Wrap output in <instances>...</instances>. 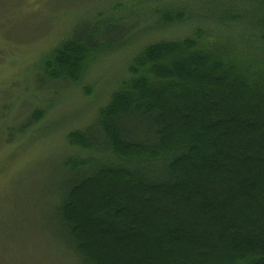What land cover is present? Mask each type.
Returning a JSON list of instances; mask_svg holds the SVG:
<instances>
[{"label":"trees","instance_id":"obj_1","mask_svg":"<svg viewBox=\"0 0 264 264\" xmlns=\"http://www.w3.org/2000/svg\"><path fill=\"white\" fill-rule=\"evenodd\" d=\"M199 1L214 28L147 44L92 125L68 136L57 212L84 264H264V0ZM148 5L129 26L83 22L40 70L68 87L141 16L155 30L206 19L187 3Z\"/></svg>","mask_w":264,"mask_h":264},{"label":"rangeland","instance_id":"obj_2","mask_svg":"<svg viewBox=\"0 0 264 264\" xmlns=\"http://www.w3.org/2000/svg\"><path fill=\"white\" fill-rule=\"evenodd\" d=\"M135 1L0 0V264H84L57 212L63 158L75 151L69 134L92 125L147 44L215 26L209 20L211 13L216 18L211 2L161 0L172 7L187 3L206 19L155 30L161 28L159 21L141 16L143 23L120 49L90 57L80 82L67 87L64 81L47 80L39 66L44 56L82 29L83 22L100 21L99 14L129 26L137 10L149 7L148 0ZM118 3L124 4L122 12L112 14ZM121 36L117 32L109 38ZM45 107V118L29 126L31 113Z\"/></svg>","mask_w":264,"mask_h":264}]
</instances>
